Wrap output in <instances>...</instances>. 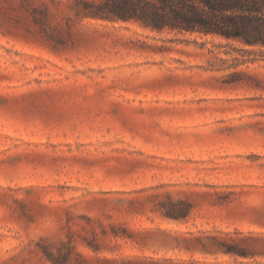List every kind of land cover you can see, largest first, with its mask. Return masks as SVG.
I'll return each mask as SVG.
<instances>
[{
	"label": "rangeland",
	"instance_id": "374dc122",
	"mask_svg": "<svg viewBox=\"0 0 264 264\" xmlns=\"http://www.w3.org/2000/svg\"><path fill=\"white\" fill-rule=\"evenodd\" d=\"M82 2L0 0V264H264V47Z\"/></svg>",
	"mask_w": 264,
	"mask_h": 264
},
{
	"label": "trees",
	"instance_id": "16d2710c",
	"mask_svg": "<svg viewBox=\"0 0 264 264\" xmlns=\"http://www.w3.org/2000/svg\"><path fill=\"white\" fill-rule=\"evenodd\" d=\"M95 17L156 30L199 33L264 47V0L84 1Z\"/></svg>",
	"mask_w": 264,
	"mask_h": 264
}]
</instances>
